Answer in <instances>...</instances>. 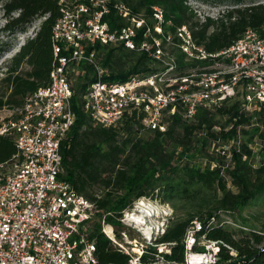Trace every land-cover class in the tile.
<instances>
[{
    "label": "trees",
    "instance_id": "16d2710c",
    "mask_svg": "<svg viewBox=\"0 0 264 264\" xmlns=\"http://www.w3.org/2000/svg\"><path fill=\"white\" fill-rule=\"evenodd\" d=\"M59 1L0 0L6 30L25 31L36 17H44L35 34L8 61L1 79L4 85L0 88V109L22 107L28 93L48 82L54 61L51 32L61 16ZM117 2L123 3L136 18L146 19L151 27H154L153 7L163 9V34L152 32L160 38L162 48L169 46L170 63L162 68L155 66L161 60L150 55L156 49L151 38H147L148 50L94 42L87 46V53L94 49L98 57L105 50L104 57L96 60L107 70L103 79L110 82H124L132 76L159 77L165 72V78L177 79L168 88H177L187 82L190 74L212 65L211 58H186L175 36L172 43H165L162 36L174 34L182 25L187 26L195 43L209 53L229 47L247 27L264 35V6L260 4L237 10L234 19L228 15V21L216 23L209 19L200 22L184 0H108L110 8L103 20L111 29L125 24L114 8ZM144 29V26L138 29L136 44ZM125 55L134 57V61L128 65L126 60L123 64L121 59ZM114 58L118 65H113ZM71 68L73 72L79 68L84 82L79 89L71 85L75 118L59 148L62 178L97 207L87 234L95 242L98 260L103 264H127L128 255L101 231V219L116 230L123 226L119 220L122 211L138 198L149 197L162 203L182 199L194 204L186 217L169 218L164 233L156 238L155 243H172L170 253L165 254L167 259L183 261L184 234L192 220L198 219L201 228L196 232L193 251L203 250L197 241L204 236L221 241L216 264H264V223L256 226L240 216L245 207L264 197V129L252 120L255 117L259 124L264 123V103L255 104L245 114L240 111V97L235 96L219 106L199 105L194 115L187 117L186 104L178 101L173 112L171 105L163 110L164 130L145 126V114L130 108L117 124L106 127L93 122L83 106L85 89L95 79L93 65L83 62ZM255 136L258 148L253 151L249 144L255 142ZM230 140L233 143L222 153ZM16 152L14 141L0 135V163L9 161ZM256 152L261 158L257 165ZM226 219L239 227L221 224ZM156 252V246L150 247L142 259L151 258Z\"/></svg>",
    "mask_w": 264,
    "mask_h": 264
},
{
    "label": "built area",
    "instance_id": "2783aa9c",
    "mask_svg": "<svg viewBox=\"0 0 264 264\" xmlns=\"http://www.w3.org/2000/svg\"><path fill=\"white\" fill-rule=\"evenodd\" d=\"M59 4L61 16L51 32L54 61L48 82L28 93L22 107L8 109L9 115L0 117V135L11 138L17 151L9 161L0 163V264H103L95 254V242L87 234L97 207L62 178L59 148L75 118L69 75L73 64L93 65L95 79L85 89L83 106L93 122L106 127L117 124L130 108L145 114V126L164 130L163 110L171 105L170 112H173L178 101L186 104L187 117H192L199 105L215 107L235 96L240 97V111L245 114L255 104L264 103V35L253 27H247L229 47L214 53L197 45L186 25L177 27L174 34L163 35L166 44L177 37V46L186 58L214 60L212 65L203 67L202 72L190 74L189 88H186L187 82L168 88L177 79L162 75L143 79L132 76L124 82H110L103 79L107 70L96 60L95 50L87 53V46L99 42L122 44L130 50H148L147 38H151L156 49L150 55L163 61L165 46H160V38L152 32L163 34V9L153 7L154 27H151L146 19L136 18L123 3L117 2L114 8L119 15L132 18L128 24L111 29L103 20L110 8L108 0H88L87 3L60 0ZM143 26V36L136 44L137 31ZM166 61L170 63L168 58ZM152 79L161 85H153ZM252 120L254 125L264 129V123L259 124L255 117ZM254 141L249 147L256 151V136ZM232 143L230 140L228 147L223 146L222 153ZM144 199L138 198L122 211L119 220L123 229L118 232L101 219V231L128 255L127 264L217 263L221 241L202 236L197 243L203 250L191 248L201 228L198 219L192 220L184 234L183 261L167 259L165 254L170 253L172 243L155 241L164 233L171 213L163 212L161 221L155 225L149 221L154 215L152 210L143 214L142 222L133 220L131 215ZM224 223L235 225L229 219L221 222ZM129 228L139 232L140 240L128 236ZM154 246L157 252L143 260L142 255Z\"/></svg>",
    "mask_w": 264,
    "mask_h": 264
},
{
    "label": "rangeland",
    "instance_id": "374dc122",
    "mask_svg": "<svg viewBox=\"0 0 264 264\" xmlns=\"http://www.w3.org/2000/svg\"><path fill=\"white\" fill-rule=\"evenodd\" d=\"M184 4L190 7L196 17L199 19L200 22L205 20H211L213 22H220V21H228V15H232L233 17L230 19H234L236 15H238L237 10L245 9L246 7L254 4H260L264 6V0H184ZM119 14V13H118ZM131 15H133L131 13ZM44 17H36L32 23H30L25 31H9L5 29L6 17L3 15V10L1 8L0 3V88L4 85L1 79L4 77L5 69L8 64L9 59L17 52L20 45H22L28 37H32L36 30L38 29L41 21ZM122 18V17H121ZM131 16L127 18H123L124 22L128 24L131 20ZM169 46H165V54L164 60L160 63H155V66L158 68H162V65H167V50ZM105 50L101 51L99 56L95 55V58L99 59L104 57ZM126 60H128V65L130 62L134 61V57L130 55L123 56L121 62L126 64ZM113 65H118L115 61H113ZM165 74V73H163ZM162 74V76H164ZM70 80L71 85L74 89H79L80 84L83 81L81 78L79 68L76 70H71L70 72ZM162 81H165V78L162 77ZM153 85L159 87L161 84L155 82L154 79L151 80ZM173 81V80H172ZM170 81V83L172 82ZM161 83V82H160ZM190 81L187 82L186 88H189ZM10 111L8 108L0 109V117L5 118L8 116ZM229 146L228 144L226 145ZM255 165L261 161L260 157L258 156V152L255 153ZM144 202L148 205H152L155 207L156 211L154 212L153 217L149 219V221L155 225L161 221V216L163 212L171 213L169 218L172 219H180L187 216L189 211L194 209V204L190 201L182 200V199H175L170 203H162L158 199L145 197ZM230 216V215H229ZM229 216L226 215L228 218ZM240 216L247 218L250 223L256 226H260L264 223V197L263 199H259L256 202H252L247 207H245L241 212ZM114 227V226H113ZM234 227H239L237 223H235ZM123 227H116V231H120ZM127 234L130 238L139 239V232H136L132 229H127ZM264 246V245H263Z\"/></svg>",
    "mask_w": 264,
    "mask_h": 264
},
{
    "label": "bare ground",
    "instance_id": "6f19581e",
    "mask_svg": "<svg viewBox=\"0 0 264 264\" xmlns=\"http://www.w3.org/2000/svg\"><path fill=\"white\" fill-rule=\"evenodd\" d=\"M155 209L156 208L153 207L152 205H148L145 202H142L139 204V206H137V208H136L137 211L133 215H131V217L135 221L142 222L143 221V214L147 211L150 212L151 210L153 212H155L156 211ZM109 229H110V227H107V230H109Z\"/></svg>",
    "mask_w": 264,
    "mask_h": 264
}]
</instances>
